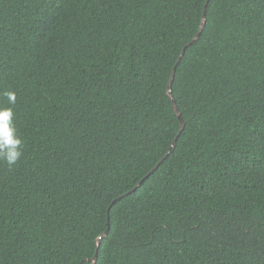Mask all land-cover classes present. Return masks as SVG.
Returning a JSON list of instances; mask_svg holds the SVG:
<instances>
[{"label":"trees","instance_id":"1","mask_svg":"<svg viewBox=\"0 0 264 264\" xmlns=\"http://www.w3.org/2000/svg\"><path fill=\"white\" fill-rule=\"evenodd\" d=\"M205 3L0 0V264H264V0H208L176 64Z\"/></svg>","mask_w":264,"mask_h":264},{"label":"clouds","instance_id":"2","mask_svg":"<svg viewBox=\"0 0 264 264\" xmlns=\"http://www.w3.org/2000/svg\"><path fill=\"white\" fill-rule=\"evenodd\" d=\"M3 95L9 104H15L16 94L14 91H6ZM21 146L22 140L17 135L13 123L12 108H0V161L12 168L22 155Z\"/></svg>","mask_w":264,"mask_h":264},{"label":"water","instance_id":"3","mask_svg":"<svg viewBox=\"0 0 264 264\" xmlns=\"http://www.w3.org/2000/svg\"><path fill=\"white\" fill-rule=\"evenodd\" d=\"M207 2H208V0H206V3H205V5H204V11H203V14H202V20H201V22H200L199 31H198V32L196 33V35H195V36H194V37H193V38H192V39H191V40H190V41H189V42H188V43L182 48V50H181V52H180V55H179L178 59L176 60V64L179 62L180 58L183 56L186 47H187L188 45L192 44L196 39H198V37H199V35H200V33H201V31H202V29H203V27H204L205 20H206V16H205V7H206V5H207ZM175 67H176V65L173 67V69H172V71H171V74H170V77H169V81H168V84H167V92H168V95L170 96V98L172 99V107H173L174 113L176 114V116L178 117V119H179V121H180V126H179L178 133H177V135L174 137V139L172 140V145H171V147L169 148V150H168V152L166 153V155L172 151V148H173V146L175 145L176 138H177V136L180 134L181 130H182L183 127H184V122H183V120H182L181 114H180V112H179V110H178V108H177V106H176V103H175L174 98H173V95H172L171 84H172V81H173V78H174ZM166 155H164V156L162 157V159H163ZM162 159H161V160H162ZM157 166H158V163L154 166V168H153L148 174H146V175H145L140 181H138V183L135 185V187H134L131 191H134L137 187H139V186L142 184L143 180H144V179H145V178H146L151 172H153V170H154ZM131 191H130V192H131ZM128 193H129V192H126V193H124V194H122V195H119L118 197H116L115 199H113L112 203L116 202L117 200H119L121 197H123L124 195H126V194H128ZM107 232H108V228H107L104 232H102V233L100 234V236H99L98 239H100V238L106 236ZM96 258H97V253H95L94 256L90 259V260L92 261V264L95 263Z\"/></svg>","mask_w":264,"mask_h":264}]
</instances>
